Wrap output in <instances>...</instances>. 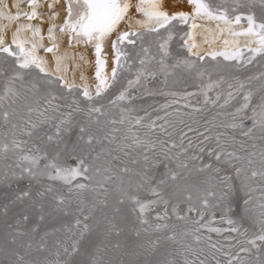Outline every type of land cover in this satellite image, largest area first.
Segmentation results:
<instances>
[{
	"label": "snow or ice",
	"instance_id": "snow-or-ice-1",
	"mask_svg": "<svg viewBox=\"0 0 264 264\" xmlns=\"http://www.w3.org/2000/svg\"><path fill=\"white\" fill-rule=\"evenodd\" d=\"M22 2L0 0V264H264V0ZM207 106L232 110L182 118Z\"/></svg>",
	"mask_w": 264,
	"mask_h": 264
},
{
	"label": "rangeland",
	"instance_id": "rangeland-1",
	"mask_svg": "<svg viewBox=\"0 0 264 264\" xmlns=\"http://www.w3.org/2000/svg\"><path fill=\"white\" fill-rule=\"evenodd\" d=\"M7 2V0H6ZM13 4L16 3V0H13L12 1ZM20 8L21 10H24V11H28L29 9L27 8V0H23V2L20 4ZM17 9L15 7L12 8V12H15ZM28 21L26 19H22L20 21V23H27ZM10 35V33H9ZM30 35V33H29ZM68 46H64V47H61V52H64L65 48L66 50L69 49V51H71L72 49H70V47ZM78 52H80V50L77 49ZM75 51V52H77ZM68 52V51H67ZM40 55H45L43 53V50L41 49L40 50ZM53 54V53H52ZM54 55V54H53ZM260 70H264V69H260V68H252L250 69V72L249 74H252V73H256ZM70 75V76H69ZM68 76L69 78L71 79L73 77V73L72 72H69L68 73ZM77 77V76H75ZM77 82L79 83V79L76 78ZM185 86L184 85H178L176 90L179 91V90H182ZM187 90L189 91H194L195 88L193 87V84H192V81H189L188 82V85H187ZM165 102V98L164 97H157L156 98V102L154 103L153 107H157L159 106V104L161 103H164ZM183 102H181L182 104ZM193 103H195V101H193ZM222 103V101H221ZM236 102H234L235 104ZM177 107H180V105H174L173 108H169L167 111L169 112H173V109L174 108H177ZM181 112H189L190 109H184V108H180ZM232 110V106H229L228 108H225V109H220L218 107H212V106H207L206 107V110L203 112V113H200L196 118L199 120V124H194L192 119L189 117V116H183L182 118L189 124H192V126L195 128V127H199L201 130L203 128V120L204 119H211L212 117H216L217 121L221 120V119H226V117H223V116H217V113L219 112H228V111H231ZM148 111L151 113L150 117H148V119H155L157 116H161V117H164L165 116V112L163 110H160V111H153L152 108H149ZM139 115H144V113L141 111L138 113ZM181 117H178L177 115L173 114L172 116H168L166 117V119L170 120V121H173V122H176L177 123V128H183L184 125H181L178 123V120L180 119ZM158 123H163V121H158ZM171 130V129H170ZM186 131V129H185ZM193 133H189V136H192ZM175 139V135L173 137ZM254 195L256 196H259V192L255 193ZM217 226H222V227H227V225H217ZM225 235H228V233H225ZM213 239H221L223 240V237H217L215 236V234H213Z\"/></svg>",
	"mask_w": 264,
	"mask_h": 264
},
{
	"label": "bare ground",
	"instance_id": "bare-ground-1",
	"mask_svg": "<svg viewBox=\"0 0 264 264\" xmlns=\"http://www.w3.org/2000/svg\"><path fill=\"white\" fill-rule=\"evenodd\" d=\"M13 0H10V2L13 4V2H12ZM7 2H9V0H7ZM49 2H51V0H49ZM43 12L45 13V22H44V35H45V43L46 44H50L51 42L47 39V26H48V18H47V13L50 11L48 8H47V5H45L44 7H43ZM61 15H63V10H62V8H61ZM136 18H137V15L133 12V19L130 21V24H131V26L133 27V28H135V20H136ZM36 23H39V21H35ZM127 26L126 25H121V29H124V28H126ZM60 44H61V47H64V46H68L67 45V43H66V38H64V37H60ZM68 48V47H67ZM70 49H72L71 51H69V49H67V51H68V54H69V56H71L72 54H73V52H75V51H77V49L78 50H80V52H85L86 53V55L88 56V58H91V50L90 49H87V48H85V46L84 45H78V46H76V48L75 49H73V48H71L70 47ZM64 50H66V48L64 49ZM78 52V51H77ZM44 53V52H43ZM45 54V53H44ZM46 56H47V58L48 59H52V57H53V54L52 53H48V54H45ZM67 63H72V64H74L75 63V61H68ZM81 71H83V72H85L87 75H91V72H92V69H91V66L90 65H88V64H86L82 69H78V70H76L75 71V76H77L76 78H78L79 79V75H80V72ZM70 76V75H69Z\"/></svg>",
	"mask_w": 264,
	"mask_h": 264
}]
</instances>
